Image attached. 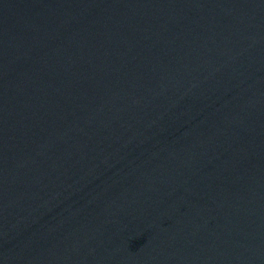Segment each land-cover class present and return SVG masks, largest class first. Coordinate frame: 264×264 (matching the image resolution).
<instances>
[{
    "label": "water",
    "instance_id": "water-1",
    "mask_svg": "<svg viewBox=\"0 0 264 264\" xmlns=\"http://www.w3.org/2000/svg\"><path fill=\"white\" fill-rule=\"evenodd\" d=\"M0 264H264V0H0Z\"/></svg>",
    "mask_w": 264,
    "mask_h": 264
}]
</instances>
